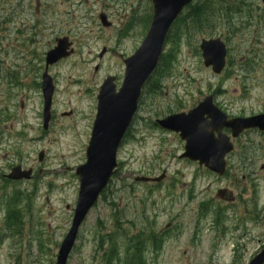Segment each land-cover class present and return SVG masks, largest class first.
I'll list each match as a JSON object with an SVG mask.
<instances>
[{"label": "rangeland", "instance_id": "rangeland-1", "mask_svg": "<svg viewBox=\"0 0 264 264\" xmlns=\"http://www.w3.org/2000/svg\"><path fill=\"white\" fill-rule=\"evenodd\" d=\"M248 1L254 4L248 15L251 23L240 17L236 35H228L217 19L214 31L190 27L175 38L177 58H171V73L154 85L161 95L144 93L133 135L119 149L118 170L106 197L80 228L68 264H103L108 244L100 250L101 239L114 234L116 216L132 234H136L132 222L137 229L150 224L154 236L162 232L158 239L162 247L155 252L147 246L144 264H246L260 245L259 238L264 244L263 225V236L247 251H235L240 237L234 227L235 213L230 221L220 223L210 211L207 217L200 216L199 203L215 197L227 180L179 159L184 147L179 136L154 126L157 119L187 112L210 94L230 117L264 112V3ZM104 14L112 23L109 28L99 20ZM150 14V0H0V113L10 115L7 121L0 119V173L16 164L41 171L34 183L0 189V264H55L78 198L76 169L86 161L98 87L108 75L116 77L120 86L123 60L141 44ZM219 35L228 46L230 63L217 76L204 66L199 45L202 39ZM62 36L70 37L75 52L50 67L57 92L53 124L44 131L43 99L36 83L41 81L47 52ZM165 53L169 52L165 49ZM251 54L258 61L249 70ZM68 112L71 116H63ZM242 143L261 172L264 138L254 132ZM163 171L167 179L157 188L134 181ZM243 171L234 170L232 175ZM260 184L264 207V181ZM15 190L21 192V215L18 227H9L2 198L9 201ZM122 243V238L117 239L119 249Z\"/></svg>", "mask_w": 264, "mask_h": 264}, {"label": "water", "instance_id": "water-1", "mask_svg": "<svg viewBox=\"0 0 264 264\" xmlns=\"http://www.w3.org/2000/svg\"><path fill=\"white\" fill-rule=\"evenodd\" d=\"M192 1L152 0L154 15L151 27L142 46L134 56L125 61L126 73L122 87L117 92L114 78L108 77L100 88L98 113L86 152L87 161L76 171L80 189L72 226L60 246L57 264H67L81 225L111 181L117 168L118 149L137 111L142 88L158 65L172 24ZM69 46L68 39L59 40L58 46L46 56V71L42 83L45 129L50 121L54 94V85L47 69L70 55L71 52L67 51ZM201 50L205 66L212 67L216 74H220L226 64V45L220 38L203 40ZM158 124L168 131L178 133L185 141V151L180 158L198 162L200 166L223 175L225 157L233 150L230 137L223 133V129H231L233 137L239 136L245 129L258 128L264 131V114L228 120L227 115L214 104L213 96H209L188 113L170 115L159 120ZM42 159L41 153L40 160ZM20 172L21 167L14 168L9 178H30V171ZM164 177L163 175L153 181L159 182ZM136 180L148 182L151 179L142 177ZM219 196L225 200H233L232 195H228L225 190L220 191ZM249 264H264V250Z\"/></svg>", "mask_w": 264, "mask_h": 264}, {"label": "flooded vegetation", "instance_id": "flooded-vegetation-1", "mask_svg": "<svg viewBox=\"0 0 264 264\" xmlns=\"http://www.w3.org/2000/svg\"><path fill=\"white\" fill-rule=\"evenodd\" d=\"M53 119H54V114H52V120H51L52 124H53ZM134 129H135V125L131 130L132 135ZM254 132H256V134L264 138V132H260L258 130H250L244 132L237 139L233 140L235 149L226 158L227 159V173L225 175V180H227L225 181L227 182L226 188L228 189L236 188L235 185L238 183V176L236 175V173L235 175H232V173L234 170L237 171L244 170L243 171L244 174L241 175V180H243V187L237 193L235 202L222 203L225 206L224 209L227 212L228 221L231 220V215L234 218L233 213H235L236 223L234 224L235 225L234 227H235V231L237 233H240V237L237 239V242L242 243L241 247L243 252L248 250V245L250 243L256 242L258 237L263 236V208L261 202L257 198L258 185L255 181L252 182V180L255 179L257 181V179L262 174L261 172H264V168L261 166L260 169L261 172H259L255 168V163H256L255 159H248V163H246L247 159L245 157H248V154L246 153V150L242 143L243 138H245L248 134ZM225 133L228 135L232 134L230 130H225ZM238 155L240 159L236 158ZM237 160L240 161L241 164H237V162H235ZM14 166L15 165L9 166L3 173H0V188L2 187L1 189H4L5 187L12 185L25 186L29 183H34L33 181L41 173V171L38 172L36 171V169L31 167L29 168V170L32 171V178L30 180L12 181L7 177V175L11 172ZM23 169L25 170L26 168ZM217 201L218 200L215 199L212 200V202H217ZM18 222L19 221L17 220V223ZM257 243L260 244L258 248H256V250L259 251L260 249H262L264 245L262 243V238H259ZM237 249L241 251L239 246H237Z\"/></svg>", "mask_w": 264, "mask_h": 264}, {"label": "trees", "instance_id": "trees-1", "mask_svg": "<svg viewBox=\"0 0 264 264\" xmlns=\"http://www.w3.org/2000/svg\"><path fill=\"white\" fill-rule=\"evenodd\" d=\"M245 2L246 0H201L189 6L186 13L180 17L176 27H174V31L177 30V36L174 34L175 36H170L169 38V43L173 46L171 48H174L175 38L179 37V33H181L184 29L192 27L196 31L202 30V32L205 33L214 31L215 26H217L213 23L215 20L221 18V20L226 22V19H229L230 16L233 19V16L240 15L244 12L243 6ZM247 12L249 11H246V13ZM235 32L236 31L234 29V31L232 30L229 35H232V33ZM169 65H171L170 58L164 57L161 69L166 68L165 74L167 73ZM163 71L164 70H162L161 73H163ZM161 73L159 76L165 77L164 74ZM156 93L158 92L156 91ZM123 226L124 224H122L120 219L117 218L114 234L107 237V239L101 243V245L103 243L108 244V249L104 252L103 256V264H115L121 249H125V262L126 264H130V262L128 263L130 245L129 230H125ZM119 238L123 239L122 247L120 249L117 245V239ZM135 248L138 251V247L136 246ZM138 254L141 256V248L139 249ZM137 256L136 259H134L133 264H138Z\"/></svg>", "mask_w": 264, "mask_h": 264}]
</instances>
